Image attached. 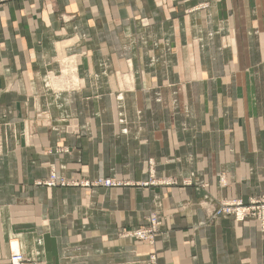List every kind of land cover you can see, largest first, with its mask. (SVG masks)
<instances>
[{
    "label": "crops",
    "instance_id": "0c3cea01",
    "mask_svg": "<svg viewBox=\"0 0 264 264\" xmlns=\"http://www.w3.org/2000/svg\"><path fill=\"white\" fill-rule=\"evenodd\" d=\"M150 158L176 183L33 185L52 164L145 182ZM251 195H264V0L0 4V264L13 239L23 264H264L256 220L210 211ZM150 210L154 244L119 235Z\"/></svg>",
    "mask_w": 264,
    "mask_h": 264
},
{
    "label": "built area",
    "instance_id": "2783aa9c",
    "mask_svg": "<svg viewBox=\"0 0 264 264\" xmlns=\"http://www.w3.org/2000/svg\"><path fill=\"white\" fill-rule=\"evenodd\" d=\"M148 168V180L145 182L138 183L142 186H163V185H173L176 182L170 177L162 176L158 178L155 176L154 162L150 158L147 162ZM184 184L189 185L191 182L188 180H183ZM78 181L74 179H67L61 176L57 171L52 170V172L44 180H39L36 184L48 187L56 186H74ZM134 183L125 180L120 181L106 176H98L89 181H82L80 185L83 187H114L119 188V186L125 185L130 186ZM211 215L213 217H220L222 215L231 216L233 221L243 222L247 219H254L259 224L261 230L264 231V197L251 196L248 200L244 201L242 198H226L218 202L214 207L210 209ZM159 215L155 211H149V214L145 217V223L134 227L133 230L123 231V236H129L132 239L138 241H145L149 244H154L155 237L159 231ZM16 243V242H15ZM10 252L8 256V261L10 264H23L24 256L16 244L12 242L9 243ZM152 258L154 257L151 255Z\"/></svg>",
    "mask_w": 264,
    "mask_h": 264
},
{
    "label": "rangeland",
    "instance_id": "374dc122",
    "mask_svg": "<svg viewBox=\"0 0 264 264\" xmlns=\"http://www.w3.org/2000/svg\"><path fill=\"white\" fill-rule=\"evenodd\" d=\"M10 0H0V4H4V3H6V2H9ZM207 6V3L206 2H201L200 4H198V6H197V8H200V9H202V8H205ZM69 61H70V58H65V59H63L62 61H61V63H63V64H61L62 66L61 67H64V66H67L68 65V63H69ZM74 65V64H73ZM76 70H77V67H75V65H74V67L72 68V69H70V71H74V72H76ZM61 75H62V71H61ZM68 77H69V74H66ZM69 151V148L68 147H59L58 149H56L55 150V152L56 153H63V152H68ZM52 170H55V171H57L61 176H63L58 170H57V168H56V166L54 165V164H52V165H50V167H49V173H48V175L52 172ZM48 175L46 176V177H48ZM98 176H102V175H98ZM97 176V177H98ZM45 177V178H46ZM63 177H65V176H63ZM104 177V176H103ZM107 177V176H106ZM45 178H42V179H38V180H35L34 182H33V185H36V186H42V185H38V184H36L39 180L41 181V180H44ZM65 178H67V179H74L75 178V180L76 181H78V183L77 184H74V186L75 187H79V188H81V189H84V190H89L90 188H94L95 186H93V187H90V185H89V187H83L82 185H80V183L82 182V181H89V179H91V178H89V179H87V178H83V177H81V176H74V177H65ZM116 180H118V179H116ZM120 181H125V180H123V179H119ZM128 181H130V180H128ZM130 182H132V183H134L133 185H139L138 183H140V182H138V181H130ZM133 185H130V186H133ZM74 186H72V185H70V186H56V187H48V186H43V187H46L48 190L49 189H51V188H60V187H74ZM122 186H125V185H122ZM139 186H142V185H139ZM121 187V186H120ZM146 187V186H145ZM148 187V186H147ZM101 188H103V187H101ZM251 196H259V197H264V195H251ZM249 198H251V197H249ZM248 198V199H249ZM247 199V200H248ZM150 211H153V210H150ZM149 214V213H148ZM134 228H130V229H125V230H122V231H120V233H119V235L120 236H122V237H128V238H130L129 236H123L122 234L124 233L123 231H130V230H133ZM119 236V237H120Z\"/></svg>",
    "mask_w": 264,
    "mask_h": 264
},
{
    "label": "bare ground",
    "instance_id": "6f19581e",
    "mask_svg": "<svg viewBox=\"0 0 264 264\" xmlns=\"http://www.w3.org/2000/svg\"><path fill=\"white\" fill-rule=\"evenodd\" d=\"M221 180H222V179H221ZM11 242H12L13 244H16L17 246H19L18 241H16V240L13 239ZM15 242H16V243H15ZM19 248H20V246H19Z\"/></svg>",
    "mask_w": 264,
    "mask_h": 264
}]
</instances>
